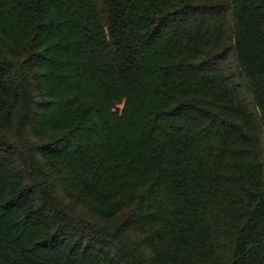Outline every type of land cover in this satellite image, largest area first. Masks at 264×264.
<instances>
[{
    "label": "trees",
    "instance_id": "obj_1",
    "mask_svg": "<svg viewBox=\"0 0 264 264\" xmlns=\"http://www.w3.org/2000/svg\"><path fill=\"white\" fill-rule=\"evenodd\" d=\"M0 264H264V0H0Z\"/></svg>",
    "mask_w": 264,
    "mask_h": 264
}]
</instances>
